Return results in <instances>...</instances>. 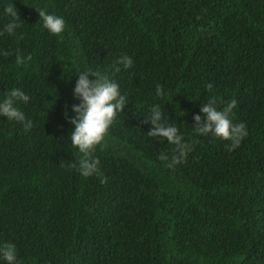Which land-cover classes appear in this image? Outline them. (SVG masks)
<instances>
[{"label": "trees", "instance_id": "obj_1", "mask_svg": "<svg viewBox=\"0 0 264 264\" xmlns=\"http://www.w3.org/2000/svg\"><path fill=\"white\" fill-rule=\"evenodd\" d=\"M41 9L64 17L60 35ZM84 68L127 100L86 177L65 115ZM12 88L29 100L23 121L0 115V243L20 264H264V0H0V98ZM209 99L236 101L237 147L195 131ZM155 104L189 145L171 168L175 145L147 133Z\"/></svg>", "mask_w": 264, "mask_h": 264}, {"label": "clouds", "instance_id": "obj_2", "mask_svg": "<svg viewBox=\"0 0 264 264\" xmlns=\"http://www.w3.org/2000/svg\"><path fill=\"white\" fill-rule=\"evenodd\" d=\"M4 12L11 19L4 25V31L9 34L15 32L19 27L16 20L18 13L12 6H7ZM40 20L45 29L50 33L60 35L66 26L63 16L55 13H49L45 10H38ZM6 54V53H5ZM31 59V55L21 56L17 54L16 62L18 64L25 63ZM119 62L125 68L132 65L133 61L129 56L119 58ZM77 79L73 93L79 98V103L71 105L72 116L66 118L74 126L69 133L71 144L82 154V158L69 167H77L82 176H89L97 172L98 160L91 154L96 145L101 144L104 137L112 125L118 112L122 111L126 104V96L121 93L119 84L110 79L105 73L94 70L92 68H84L75 71ZM91 75V79L89 78ZM209 83L206 88H211ZM155 94L161 96V87L156 86ZM28 102L29 96L19 88L10 89L3 98H0V115L10 120L23 121L24 114L16 106V101ZM215 100L209 99L208 102L201 105V112L204 114L202 125L200 115H194L197 123L195 131L200 134H208L211 132L214 136L230 141V148L237 147L241 140L247 135V128L243 122H234L229 117L231 109L236 105V101L232 100L223 109L215 106ZM151 127L148 130L149 136H159L166 138L169 144L175 145V154L169 159L168 155L161 154L160 159L167 161L169 168L177 163L183 162L189 145L184 141L182 134L174 123H167L164 119L159 104L153 105L147 115ZM31 122L29 121V124ZM18 252L14 243H0V264H20L17 259Z\"/></svg>", "mask_w": 264, "mask_h": 264}]
</instances>
